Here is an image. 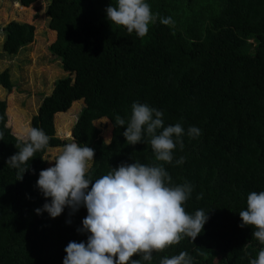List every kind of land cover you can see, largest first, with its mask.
<instances>
[{
  "label": "trees",
  "instance_id": "obj_1",
  "mask_svg": "<svg viewBox=\"0 0 264 264\" xmlns=\"http://www.w3.org/2000/svg\"><path fill=\"white\" fill-rule=\"evenodd\" d=\"M14 1L27 6L35 0ZM146 3L158 18L140 38L107 19L106 8L116 0H48L46 27L55 36L47 50L64 75L52 82L30 118L29 127L43 130L50 141L29 161L35 171H26L22 180L6 163L23 144L5 124L0 100V264H63L70 241L87 242L89 233L77 231L87 215L83 205L74 213L66 206L55 218L35 212L50 202L36 187L39 172L47 168L46 151L71 142L94 149L93 180L122 163L139 162L162 165L173 186L192 185L183 206L189 215L207 212L203 231L194 241L184 237L153 252L151 261L134 256L141 264H160L182 251L193 264H249L264 249L252 236L254 228L239 226L248 194L264 191V0ZM167 17L173 25L160 23ZM0 31V50L12 55L32 41L34 27L10 20ZM0 87L13 88L6 68L0 70ZM79 99L83 105L70 135L57 137L54 114ZM134 102L162 111L165 126L183 127V149L177 145L171 163L155 160L147 135L127 144L122 133ZM117 115L125 126H114ZM99 118L110 123L107 141L93 124ZM191 126L201 134L190 136ZM15 130L25 128L19 123ZM180 157L185 159L178 165Z\"/></svg>",
  "mask_w": 264,
  "mask_h": 264
},
{
  "label": "clouds",
  "instance_id": "obj_2",
  "mask_svg": "<svg viewBox=\"0 0 264 264\" xmlns=\"http://www.w3.org/2000/svg\"><path fill=\"white\" fill-rule=\"evenodd\" d=\"M107 19L123 26L129 34L143 38L149 25L154 24L158 14H153L146 0H116V6L106 8ZM160 23L173 25L171 17L161 18ZM163 112L147 104L134 102L127 126L122 133L129 145L143 142L147 135L155 160L173 161V150L184 134L181 124L164 125ZM124 118L117 115L114 126H125ZM188 134L197 137L201 129L191 126ZM0 132V140H3ZM23 144L6 163L18 170L17 179L22 180L29 168V161L38 151L45 149L50 137L41 129L29 128L18 137ZM95 151L87 145L67 143L54 159V165L39 172L36 187L50 202L36 208L35 212H47L50 217L61 215L67 206L74 213L83 205L87 215L78 232L89 233L87 242L70 241L65 247L63 264H141L153 259V252H163L179 244L184 237L192 241L203 231L208 219L207 212L197 210L189 215L184 208L193 187L185 182L172 185V177L160 164L148 166L139 162L122 163L108 174L93 180L90 169ZM43 159V158H42ZM184 157L176 160L182 164ZM47 160V159H45ZM90 186V187H89ZM202 194L197 196L201 199ZM240 227L251 226L254 236L264 244V191L250 192L246 210L239 212ZM160 264H193V257L186 251L171 258L161 259ZM249 264H264V249Z\"/></svg>",
  "mask_w": 264,
  "mask_h": 264
},
{
  "label": "rangeland",
  "instance_id": "obj_3",
  "mask_svg": "<svg viewBox=\"0 0 264 264\" xmlns=\"http://www.w3.org/2000/svg\"><path fill=\"white\" fill-rule=\"evenodd\" d=\"M47 2L48 0H35L27 6H21L14 0H0V26L16 20L34 27L32 41L20 47L15 54L6 55L0 50V70H8L13 84L9 92L0 87V100L4 102L5 124L17 137L24 135L30 128V118L35 114L42 97L49 93L52 82L64 75L59 60L53 61L47 50V45L55 36L46 27L44 9ZM1 39L0 31V43ZM82 105V99L75 100L66 109L54 114L53 126L57 137L70 135V127ZM19 123L25 128L23 132L15 130ZM93 124L99 128V136L107 141L110 137V123L105 118H99ZM63 148L53 147L46 151L47 168L51 166L53 156L61 153Z\"/></svg>",
  "mask_w": 264,
  "mask_h": 264
}]
</instances>
